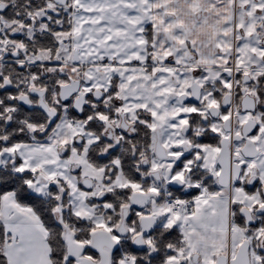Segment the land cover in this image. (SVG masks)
<instances>
[{
    "label": "snow or ice",
    "instance_id": "6c2138e0",
    "mask_svg": "<svg viewBox=\"0 0 264 264\" xmlns=\"http://www.w3.org/2000/svg\"><path fill=\"white\" fill-rule=\"evenodd\" d=\"M0 264H264V0H0Z\"/></svg>",
    "mask_w": 264,
    "mask_h": 264
}]
</instances>
